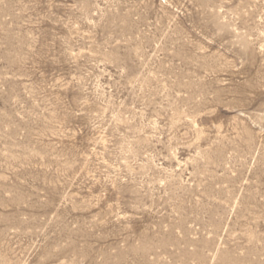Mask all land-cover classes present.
Masks as SVG:
<instances>
[{"label": "rangeland", "instance_id": "obj_1", "mask_svg": "<svg viewBox=\"0 0 264 264\" xmlns=\"http://www.w3.org/2000/svg\"><path fill=\"white\" fill-rule=\"evenodd\" d=\"M0 264H264V0H0Z\"/></svg>", "mask_w": 264, "mask_h": 264}]
</instances>
